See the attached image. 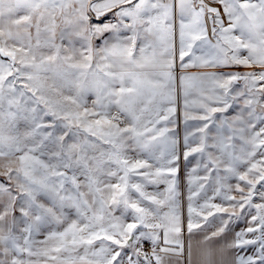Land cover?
I'll return each instance as SVG.
<instances>
[{
  "label": "snow or ice",
  "instance_id": "6c2138e0",
  "mask_svg": "<svg viewBox=\"0 0 264 264\" xmlns=\"http://www.w3.org/2000/svg\"><path fill=\"white\" fill-rule=\"evenodd\" d=\"M0 264H264V0H0Z\"/></svg>",
  "mask_w": 264,
  "mask_h": 264
},
{
  "label": "rangeland",
  "instance_id": "374dc122",
  "mask_svg": "<svg viewBox=\"0 0 264 264\" xmlns=\"http://www.w3.org/2000/svg\"><path fill=\"white\" fill-rule=\"evenodd\" d=\"M190 71L192 72H196V69H191ZM242 71V69H241ZM177 133L179 134L180 138H181V142H182V137H183V129H184V125H183V119H182V107H183V97L181 95L180 92V86L179 83L177 84ZM195 95V92H193V96ZM185 176V171L182 167L181 169V177L183 178ZM161 188H163V186H161ZM150 191L152 189H149ZM182 191L186 192V188H184L182 186ZM185 204H186V200H185ZM238 228H243L245 226L244 222H241L240 224L236 225Z\"/></svg>",
  "mask_w": 264,
  "mask_h": 264
},
{
  "label": "crops",
  "instance_id": "0c3cea01",
  "mask_svg": "<svg viewBox=\"0 0 264 264\" xmlns=\"http://www.w3.org/2000/svg\"><path fill=\"white\" fill-rule=\"evenodd\" d=\"M237 227V226H236ZM238 228V227H237Z\"/></svg>",
  "mask_w": 264,
  "mask_h": 264
}]
</instances>
